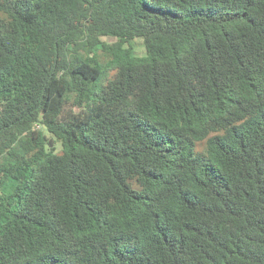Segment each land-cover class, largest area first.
Masks as SVG:
<instances>
[{
  "label": "trees",
  "instance_id": "obj_1",
  "mask_svg": "<svg viewBox=\"0 0 264 264\" xmlns=\"http://www.w3.org/2000/svg\"><path fill=\"white\" fill-rule=\"evenodd\" d=\"M0 264H264V0H0Z\"/></svg>",
  "mask_w": 264,
  "mask_h": 264
},
{
  "label": "rangeland",
  "instance_id": "obj_2",
  "mask_svg": "<svg viewBox=\"0 0 264 264\" xmlns=\"http://www.w3.org/2000/svg\"><path fill=\"white\" fill-rule=\"evenodd\" d=\"M114 39H108V41H113ZM133 44L135 45V53L138 56H144L146 51L145 47L143 45V40L141 38H137L133 41ZM201 147L198 146V150H200Z\"/></svg>",
  "mask_w": 264,
  "mask_h": 264
}]
</instances>
